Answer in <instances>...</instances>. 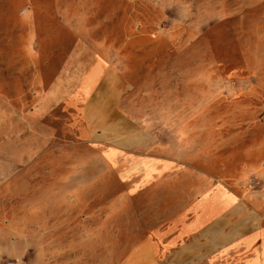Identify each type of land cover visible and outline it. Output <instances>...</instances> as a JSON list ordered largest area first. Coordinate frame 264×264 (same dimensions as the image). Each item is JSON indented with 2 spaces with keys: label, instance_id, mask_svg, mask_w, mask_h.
<instances>
[{
  "label": "rangeland",
  "instance_id": "1",
  "mask_svg": "<svg viewBox=\"0 0 264 264\" xmlns=\"http://www.w3.org/2000/svg\"><path fill=\"white\" fill-rule=\"evenodd\" d=\"M219 184L264 200V0H0V264H192L147 245Z\"/></svg>",
  "mask_w": 264,
  "mask_h": 264
},
{
  "label": "crops",
  "instance_id": "2",
  "mask_svg": "<svg viewBox=\"0 0 264 264\" xmlns=\"http://www.w3.org/2000/svg\"><path fill=\"white\" fill-rule=\"evenodd\" d=\"M98 60L91 59L82 75L81 80L88 73L92 74V70L95 74L94 83L88 92L79 89L83 97L95 92L99 88L97 84L112 75L104 60ZM87 100H90V97ZM89 102H86L88 104L84 105L83 109L85 119ZM106 105L104 113L99 112L103 119L100 126L103 128L107 125L105 133L100 136V143L105 144L104 159L110 163L123 159L121 154L130 148L127 149L124 145L129 138L125 141V137L119 139L116 134L120 131L123 119L114 118V115L113 119L110 118L117 107L115 96L109 99ZM123 128L124 124L121 125V130L125 134ZM128 136L130 137V133ZM124 160L128 162L127 158ZM136 160L133 164L137 163L138 167L143 168L145 175L167 174L173 169L161 158L141 156ZM249 203L237 198L224 185H216L177 214L171 229L170 243L159 248V251L157 245L147 246L156 254L161 251L164 256L181 255L186 262L192 264H264V200L256 198Z\"/></svg>",
  "mask_w": 264,
  "mask_h": 264
}]
</instances>
